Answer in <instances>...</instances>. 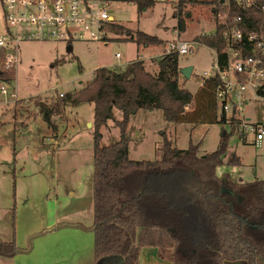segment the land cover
Segmentation results:
<instances>
[{"label": "rangeland", "instance_id": "rangeland-1", "mask_svg": "<svg viewBox=\"0 0 264 264\" xmlns=\"http://www.w3.org/2000/svg\"><path fill=\"white\" fill-rule=\"evenodd\" d=\"M153 1L151 7L141 11L123 2H110L108 9L112 10L115 24L155 36L161 41L160 45L138 47L125 41L124 36H110L106 46L99 42L70 41L72 50L69 52L67 44L59 41L18 44L16 60L10 64L15 69V78L3 85L6 92L16 98L0 93V241L9 243L14 234L17 251H20L5 264H99L93 258V106L65 103L58 94L79 91L92 80L95 69L104 65L121 71L128 63L143 60L146 71L155 74L154 61L163 54L167 43L175 39L194 42L213 26L211 4L187 5L182 16L184 31L177 37L173 32L178 21L176 0ZM5 33L0 3V36ZM6 56L4 64L0 65L4 69ZM214 61V51L201 44L192 54L180 56V68H192L190 77L181 81L183 88L195 96L202 73L211 72ZM246 97L249 102L244 106V115L253 123L264 125V99ZM39 100L59 107V114L54 115L57 118L51 119L57 133L56 144L52 130L37 108ZM112 113L113 119L100 131L101 147L119 141L115 122L120 121L122 115L117 109ZM215 115L219 120L218 104ZM221 131L229 137L216 175L232 182L264 180V140L255 147L250 137L240 138L231 133L229 126L220 125L202 113H197L190 122L168 123L160 110L139 111L130 117L126 130L128 158L159 160L164 136L180 151H185L191 143L198 145L197 156L209 154L218 148ZM234 159L238 163H233ZM58 223L60 225L51 227L58 228L52 232L44 233L51 229L48 228L29 235L38 224ZM139 255L155 257L157 264H170L167 251L161 258L154 248L145 249ZM136 264L143 261L139 259Z\"/></svg>", "mask_w": 264, "mask_h": 264}, {"label": "trees", "instance_id": "trees-1", "mask_svg": "<svg viewBox=\"0 0 264 264\" xmlns=\"http://www.w3.org/2000/svg\"><path fill=\"white\" fill-rule=\"evenodd\" d=\"M109 1L133 4L138 11L154 3L153 0ZM208 3L212 11L220 9L217 0H176L177 29L184 31L185 6ZM240 14L252 22L250 29L264 22V14L257 10L234 11V15ZM106 30L110 36H124L125 41L138 47L161 44L155 36L133 32L115 23ZM195 41L219 55L225 47L220 28L213 34L199 35ZM7 53L0 48L1 66ZM155 64V74L146 71L141 60L128 63L121 71L98 68L86 86L59 98L65 103L93 106L94 260L100 264L107 258H122L123 264H136L141 249L154 248L159 257L167 251L170 264H264V180L232 182L216 175L226 152L228 134L221 131L218 148L202 156H197L198 145L189 143L185 151H180L164 136L159 160L128 158L127 126L130 117L141 110H160L168 123L190 122L197 113H202L223 124L221 114L219 120L215 118L217 78H201L193 96L181 85L184 78L177 54L161 55ZM14 78L15 69L11 65L0 67V87ZM259 96L264 97V90ZM47 104L39 100L37 108L44 123L54 132L51 119L60 110L56 104ZM113 109L122 115L115 122L119 141L101 147L100 131L113 119ZM16 250L12 242L0 241V257L12 258Z\"/></svg>", "mask_w": 264, "mask_h": 264}, {"label": "built area", "instance_id": "built-area-1", "mask_svg": "<svg viewBox=\"0 0 264 264\" xmlns=\"http://www.w3.org/2000/svg\"><path fill=\"white\" fill-rule=\"evenodd\" d=\"M220 9L212 11L214 26L221 29L225 44L215 53L211 72H203L202 79L217 78L215 100L219 105L222 122L237 136L250 137L255 147L264 140V125L253 123L244 115L247 95L264 99V22L249 28L252 22L234 11L254 9L264 14L260 0H217ZM6 33L0 36V48L8 51L6 66L16 60L17 47L22 41L65 42L89 41L107 45V26L114 24L109 0H0ZM16 28L19 31L12 33ZM178 33L177 29L173 31ZM205 34V33H204ZM198 42L187 43L175 39L167 43L162 55L192 54ZM118 59V54L115 55ZM4 85V84H3ZM0 87V93L15 100ZM58 96L61 98L62 93Z\"/></svg>", "mask_w": 264, "mask_h": 264}, {"label": "crops", "instance_id": "crops-1", "mask_svg": "<svg viewBox=\"0 0 264 264\" xmlns=\"http://www.w3.org/2000/svg\"><path fill=\"white\" fill-rule=\"evenodd\" d=\"M189 15V14H188ZM114 21H115V19H114ZM177 31H178V33H177V37H178V35H179V33H180V31L177 29ZM214 31H215V26H214V23H213V26L211 27V29H210V31H205V34H213L214 33ZM204 34V33H203ZM109 38H111L110 36H109ZM68 46V45H67ZM104 46H106V45H104ZM148 47V46H147ZM67 48V47H66ZM72 50V49H71ZM213 50V49H212ZM214 51V50H213ZM116 59V58H115ZM119 59V58H118ZM117 59V60H118ZM153 59V58H152ZM151 59V60H152ZM142 62H143V64H144V61L143 60H141ZM154 63H155V61H154ZM105 67H100V68H110L109 66L110 65H104ZM98 69V68H97ZM96 70V69H95ZM192 72V71H191ZM190 75H191V73H190ZM55 118H57V117H52V121H54V119ZM248 118V117H247ZM249 119V118H248ZM250 120V119H249ZM129 124V123H128ZM90 125V123H87V126H89ZM52 137H54V144H56V142H57V140H56V138H57V133H56V131H52ZM91 196H92V193H91ZM58 225H60V223H58V224H38V226H35L33 229H31L30 230V232H29V235L31 236L32 234H36L37 232H40V231H42V230H45V229H48V228H51V227H53V226H58ZM13 243L14 244V246H15V248L16 249H18V246H17V238L15 237V235L13 234L12 235V241H10V243ZM145 249H149V248H143V249H141V251H140V253L141 252H143ZM19 254L17 253H15L14 254V256L13 257H17ZM12 257V258H13ZM12 258H2V257H0V264H5V263H8L9 261H11L12 260ZM142 260L143 261V264H157L153 259H155V257H147V256H145V255H143V256H140L139 255V258H138V260ZM138 262V261H137ZM140 263H141V261H140Z\"/></svg>", "mask_w": 264, "mask_h": 264}, {"label": "water", "instance_id": "water-1", "mask_svg": "<svg viewBox=\"0 0 264 264\" xmlns=\"http://www.w3.org/2000/svg\"><path fill=\"white\" fill-rule=\"evenodd\" d=\"M67 51L69 52V51H71V49H72V47L71 46H67ZM191 71H192V68L191 67H184V68H181V70H180V74H181V76L184 78V79H188L189 77H190V73H191ZM221 121H222V118H221ZM56 229H58V228H56V227H54V228H51V229H49V230H47L46 232H44V233H49V232H52V231H54V230H56ZM15 253L17 254H20V251H15ZM120 262L121 263H123V259L122 258H120Z\"/></svg>", "mask_w": 264, "mask_h": 264}, {"label": "flooded vegetation", "instance_id": "flooded-vegetation-1", "mask_svg": "<svg viewBox=\"0 0 264 264\" xmlns=\"http://www.w3.org/2000/svg\"><path fill=\"white\" fill-rule=\"evenodd\" d=\"M111 262V263H110ZM100 264H123L120 260H113L112 258H107L105 260H101Z\"/></svg>", "mask_w": 264, "mask_h": 264}]
</instances>
